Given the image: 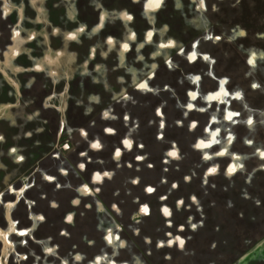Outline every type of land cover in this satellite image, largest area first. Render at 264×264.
Returning a JSON list of instances; mask_svg holds the SVG:
<instances>
[{
	"label": "rangeland",
	"instance_id": "obj_1",
	"mask_svg": "<svg viewBox=\"0 0 264 264\" xmlns=\"http://www.w3.org/2000/svg\"><path fill=\"white\" fill-rule=\"evenodd\" d=\"M167 61L202 93L215 74L219 143L194 150L203 123L137 90ZM3 244L10 264H264V0H0Z\"/></svg>",
	"mask_w": 264,
	"mask_h": 264
},
{
	"label": "trees",
	"instance_id": "obj_2",
	"mask_svg": "<svg viewBox=\"0 0 264 264\" xmlns=\"http://www.w3.org/2000/svg\"><path fill=\"white\" fill-rule=\"evenodd\" d=\"M171 62L172 61H167L159 64V66L155 68V71H152L149 77L141 84L146 85L149 81V84L151 82L152 85H147L145 89L141 88V85H139L137 90L141 91V94H146L149 96L156 103H160V109L162 110L170 106L171 115L168 117L169 122L173 120L177 122L181 117V113L186 114V116H195L196 119H194L196 121L189 119L187 126H190L193 122L201 124L203 123V137L205 138H200L197 140L195 138V142H193L194 150L207 149L209 147L198 148L196 145L201 141H203L205 144H209L213 138V134L218 133V123L221 121V123H223L225 120L221 116L232 114L227 108V104L229 102L225 103L224 98H222V95L218 92L215 74L213 76L208 74L206 77L212 86L215 85L214 91L202 93V89L200 88V82L202 80L200 77L202 74L201 71L194 69V62L187 63L189 64L188 67L183 66L182 69L172 65ZM164 67L169 68L168 73L170 76L168 75L169 77L167 78L161 76ZM208 97H214V99L209 100ZM160 109H158V111H161ZM157 119L159 120L156 122L154 128L157 131L156 133H161V126L164 121L167 120H163L162 116H158ZM194 136L196 135L193 134L190 138L193 139ZM171 144L173 145V142H171ZM3 248L5 257L4 262L0 260V264H10L8 259L12 256L15 258L17 252L13 247H11V245L4 246L3 244ZM34 264H39V262L35 261Z\"/></svg>",
	"mask_w": 264,
	"mask_h": 264
},
{
	"label": "clouds",
	"instance_id": "obj_3",
	"mask_svg": "<svg viewBox=\"0 0 264 264\" xmlns=\"http://www.w3.org/2000/svg\"><path fill=\"white\" fill-rule=\"evenodd\" d=\"M162 4H163V0H159V5H162ZM124 47L127 48L128 45H125ZM145 87H146V85H141V88H145ZM221 91H223V89H221ZM208 99L211 100V99H214V97H208ZM217 134H218V133H214V134H213V138H212V140L210 141L209 144H205L203 141H201L200 143H198V144L196 145V147H198V148H205V147H210L211 144L219 143V141H218L217 139H215V136H216ZM124 143L130 147V142H129V141L126 140ZM93 147H98V146H97V145H93ZM221 154H223V153H221ZM117 155H119V154H117ZM172 155L175 156L176 154H175V153H172ZM205 158L207 159V158H209V157H205ZM228 171H229L230 173H231V172H235V171H236V168H235V167L229 168ZM105 175H109V174H108V173H105ZM99 178H100L99 176L96 177V179H99ZM54 251H55V250L52 249V248H47V249H46V252L49 253V254L54 253ZM79 258H80V257H77V259H79Z\"/></svg>",
	"mask_w": 264,
	"mask_h": 264
},
{
	"label": "water",
	"instance_id": "obj_4",
	"mask_svg": "<svg viewBox=\"0 0 264 264\" xmlns=\"http://www.w3.org/2000/svg\"><path fill=\"white\" fill-rule=\"evenodd\" d=\"M207 84H208L210 87H212V84H211L209 81H207V82L204 84V87H207ZM231 86H235V84L232 83V84H230L229 87H231ZM243 94H244V91H243ZM244 95H245V94H244ZM218 127H219V129H224V130L227 129V126H225V125H223V124H219ZM18 211L20 212L19 209H18ZM36 230H37L36 228L31 227L32 234L36 235Z\"/></svg>",
	"mask_w": 264,
	"mask_h": 264
}]
</instances>
